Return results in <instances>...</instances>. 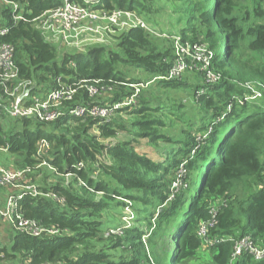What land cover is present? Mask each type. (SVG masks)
Returning <instances> with one entry per match:
<instances>
[{
	"label": "trees",
	"instance_id": "obj_1",
	"mask_svg": "<svg viewBox=\"0 0 264 264\" xmlns=\"http://www.w3.org/2000/svg\"><path fill=\"white\" fill-rule=\"evenodd\" d=\"M7 1L24 8L27 22L14 23L11 7L0 2V30L8 29L6 35H0V47L14 48L20 77L35 83L36 95L48 81L51 83L48 87H55L54 81L58 78L70 85L96 80L101 81L99 86L112 87L114 92L108 99L95 101L105 107L133 95L136 90L132 85L148 88L160 84L172 90L188 89L183 77L166 79L176 62L172 48V38L176 36L182 46L204 44L213 53L210 70L216 77L221 76L213 83L208 81L205 71L195 68L186 72L198 73L203 78L200 84L194 85L192 107H197L204 116L189 125L184 119L180 121L190 131L200 123L198 132L203 137L200 141L184 127L180 140L169 136L165 132L168 123L161 117L167 106H150L142 97L144 91L138 95L137 104L119 110L131 116V125L120 121L102 124L98 127L99 136L90 134L97 123L95 119L81 122L73 118L53 124L12 120L13 128L5 132L3 122L7 117L1 113L0 150H6V161L14 159L15 169L31 170L27 184H37L41 193L36 198L26 194L19 201L23 215L63 233L31 238L16 232L10 236L11 245L0 244V254L7 261L16 264H191L203 259L201 264H230L232 242H220L204 249L206 238L198 236L199 225L212 219L213 206L218 209L217 224L210 229L208 238L229 240L251 236L264 245V0H252V8L244 16L236 13L243 0H166L181 1L184 5L175 10L179 36L157 35L147 24L154 21L156 13L147 6L153 0H131L130 3L129 0H102L107 11L118 10L143 18L152 32L135 26L113 37L114 50L100 44L85 53L64 54L60 60L58 48L45 40L33 21L58 8L61 0ZM243 43L250 57L248 61L241 52ZM131 68L145 69L151 79L130 80L126 75ZM258 85L262 88V97L246 101L253 92L247 87L260 89ZM201 88L205 93H201ZM89 101L82 91L75 105ZM183 108L184 105H179L173 111ZM121 131L126 136L118 140ZM42 139L51 143L45 159L50 173L61 179L59 182L48 183L47 173L41 182L35 179L37 173L47 169L39 167L42 160L36 157L37 144ZM110 139L116 141L103 142ZM144 141L148 148L160 143L171 148L165 149L164 158L155 161L153 153L142 150ZM183 162H186L184 186L175 196L170 195L168 176H174ZM80 164L84 165L83 169L77 168ZM66 174L73 175L72 182L67 183ZM49 194L51 198L47 197ZM119 199L124 202H117ZM129 205L143 215L136 223L149 221L151 235L146 242L140 226L106 237L114 227L111 213ZM106 224L108 228L103 230ZM123 225L119 222L115 229ZM159 239H170L176 244L168 262L164 255L156 259ZM130 253L137 255L130 256ZM149 255L156 260L153 262ZM234 264H264V260L257 262L243 256Z\"/></svg>",
	"mask_w": 264,
	"mask_h": 264
},
{
	"label": "built area",
	"instance_id": "obj_2",
	"mask_svg": "<svg viewBox=\"0 0 264 264\" xmlns=\"http://www.w3.org/2000/svg\"><path fill=\"white\" fill-rule=\"evenodd\" d=\"M0 2L11 7L14 23L20 21L27 22L24 18V8L19 5V3L9 2L7 0H0ZM125 14L127 15L128 13L124 12V15ZM120 15L121 14L118 13L117 10L112 12L107 11L104 8L102 0H61V5L58 8L45 12L33 22L44 34H47L50 29L59 30V28L68 33L79 27L84 20H89L91 24L97 22L99 19H104L100 18V16H105L106 19L111 20L119 19ZM139 20L140 19L136 18V27L139 26L152 32L145 22ZM7 33L8 29L4 28L0 30L1 36ZM66 38L67 37H65V42H67ZM176 43L181 44L180 38L177 39ZM67 44L71 45V43L68 42ZM178 51L175 59L176 62L170 70V74L166 78L167 80L180 78L187 71L195 68L199 71L207 72V75L211 72L210 66L213 53L210 52L205 45L182 46ZM220 78L221 76L216 77L213 74L208 80L217 82ZM54 82L55 87H44V92L39 93L37 96L35 93V83L30 80H23L20 77V71L15 61L14 48L11 45H2L0 47V89L3 92V98L0 99V114L4 113L7 118L12 120L27 119L41 124H53L64 118H73L81 122H86L88 119H95L97 123L93 128H98L102 124H105L112 112L115 113L122 108L137 104L139 88L143 86L132 85L131 87L135 88L136 92L131 95V98L105 107V105L100 103L97 104L98 102L95 101L98 98L104 97L108 99L112 89L99 86L101 81L82 80L77 84L70 85L65 83L63 78H58ZM81 91H85L89 100L94 101L87 104L75 105L76 97ZM50 151L51 143L46 139L40 140L37 144L36 154L38 160H42V164H40L39 167L48 164L45 158L48 157ZM182 165L183 167L178 173L180 181L176 192L184 186L183 179L186 176V171H183L185 170L186 162ZM77 168L83 169L84 165L80 164ZM29 173H31L29 169L12 171L0 166V188H24V191L20 192V194H8L3 204L0 202V218L11 221L19 233L31 238L60 236L63 233L59 229L55 227H44L35 220L26 219L23 215L22 208L19 206V201L23 199L26 194L34 198L41 195L39 190L34 188L35 185L27 184L30 182V179L27 177ZM71 175L72 174H66V177L69 178ZM47 197L51 198L52 194H49ZM217 213V207L213 206L210 212L212 219L209 222H203L199 225L198 236L206 238L204 249L214 247L220 242L229 241L234 244L230 264H234L243 256H249L257 262L263 261L264 245L257 243L251 236L238 239L230 238L229 240H218L207 237L210 229L217 224ZM128 229H131V225L127 222L121 229H115L114 231L109 230L106 237H109L111 234H122L123 230ZM0 264L16 263L7 261L5 256L0 254Z\"/></svg>",
	"mask_w": 264,
	"mask_h": 264
},
{
	"label": "rangeland",
	"instance_id": "obj_3",
	"mask_svg": "<svg viewBox=\"0 0 264 264\" xmlns=\"http://www.w3.org/2000/svg\"><path fill=\"white\" fill-rule=\"evenodd\" d=\"M154 2L152 3H147L149 7L152 8V12L155 13L153 15V20L151 23H147L148 25H151V28L153 30H155V33L158 34H165L166 36H170V33L172 35H178L180 32V28H179V23L177 21L178 19V15L175 14V10L177 11V9L184 7L183 3L181 1H177V2H169L166 0H153ZM131 0L128 1V3H130ZM252 8V0H243L242 2L239 3L238 5V10H237V15L240 16H244L245 13H247L250 9ZM118 11V10H117ZM120 13V18L119 19H111L108 20L105 18V16H100V18H104V19H99L97 22L95 23H89V20H84L82 21V24L77 27L76 29H74L71 32H66L63 31L61 28H59V30H53L50 29V31L47 34H44L43 31V35L45 40H47L48 42H50L51 44H53L56 48H58V52L60 54V56L58 57V60H60L62 58V56L64 54H69V55H74L77 53H85L87 52L90 48H92L93 46L96 45H100V44H107L110 48V50H114V48L116 47V40L113 38L115 35H118L120 32H123L125 30H129L132 27H135L137 25L136 22V18L140 19L137 15L135 14H131L128 13L127 15H124V12H119ZM123 14V15H122ZM139 21L145 22L144 19H140ZM148 22V21H146ZM173 27V30H172ZM178 29V30H177ZM163 35V36H165ZM179 36V35H178ZM65 37L68 43H71V45L67 44V42H65ZM177 39H179L177 36L172 38L173 44H172V48H173V53L175 56H177V52H179L178 50L181 49L182 45L180 43H176ZM203 39V38H201ZM76 43V44H75ZM75 44V45H74ZM204 45V44H203ZM241 52H244L243 57L245 58L246 61H248L249 54L246 51V43L242 45V49ZM255 54H253L254 56ZM254 64H257V62H255ZM201 69V68H200ZM127 78L131 79H136L142 82H147L151 79V76L148 74V72L145 69H136V68H131V69H127ZM196 73V72H195ZM198 74V73H196ZM193 74V72H189L184 74L182 77L183 82H188V89H177V90H172V89H168V88H164L161 87L160 84H158L157 86H155V84L151 85L150 87H146L144 86L143 89L139 88V92L138 95H143L142 97L144 100H146L147 102H149V105L154 107L156 105L159 104H164L167 106L168 110H166L165 115L161 116L162 119L166 120V122L168 123L169 128L167 127V129L165 130V132L171 136L173 139L176 140H180L182 136V129L183 127L186 129V132H192V134L194 133V136L199 137L198 140L200 141L201 139H203V137H200V133L198 132V127L200 125V123L198 125H196V127H194V129L192 131H190L188 129L187 125H182L180 119H184L187 121V124H191V122H198L202 119V117L204 116L197 107H192L193 105H195V103H193V92L195 91V84L198 85L200 84V82H202L201 77H199L200 75H196ZM213 72L211 71L207 76L208 78L213 76ZM218 80V79H217ZM209 81V80H208ZM49 83H47L46 87H48V85H50V81H48ZM182 82V83H183ZM212 82V81H209ZM218 82V81H217ZM215 83V82H213ZM184 84V83H183ZM246 86V84L244 85ZM259 86V85H258ZM260 87V86H259ZM111 88L112 91L110 92L109 95H111L114 92V89L112 87H108ZM40 89V88H39ZM135 89V88H134ZM203 89V88H201ZM247 89H251L252 95H248L247 98L245 99L248 102L251 101H255L256 99H259L262 97V88L260 87V89L258 87L256 88H250L247 87ZM45 90V88H42L41 90H39L37 96L39 95V93H43ZM141 90V91H140ZM206 90H202L201 93H205ZM82 92V91H81ZM80 92V94H81ZM136 91H134L135 93ZM112 98V97H111ZM128 98H131L128 97ZM127 97L123 100H127ZM122 100V101H123ZM94 100H90L89 103L93 102ZM100 102V101H99ZM243 104V103H241ZM179 105H184L183 109H179V111L175 112L173 111L174 109L177 110V108L179 107ZM231 107V106H230ZM229 107V108H230ZM121 110V109H120ZM231 110V108H230ZM131 111V110H130ZM118 112V113H117ZM171 112H174V114L172 116H169V114ZM112 121H117L121 124H125L128 123L131 125V116L127 115L126 112H120L119 110L116 111L115 113L112 112L110 118L105 122H112ZM4 123V131L8 132L13 128V124L14 122H12V119L10 118H6ZM206 125H208V123H205ZM204 124V125H205ZM203 125V126H204ZM72 128H75L74 126H71ZM19 128V126L17 127ZM16 130V129H15ZM49 130V129H48ZM73 132V131H72ZM90 134L92 136H99V130L97 127H94L91 129ZM126 136V133H124L123 131L120 132V134L118 135V140L120 139H124ZM114 142L116 141L115 139H110V140H103L104 143L108 144L109 142ZM147 141L143 142V151L148 152V153H153L152 158L155 161H158L159 158H164L165 155H167V151H165V149H170L171 146L169 144H165V143H160L158 144L156 147H154L155 149H157L158 151H155V149L152 148H148L147 147ZM179 144H176V147H178ZM169 151V150H168ZM6 150H0V166L5 167L9 170L12 171H20L18 169H15L14 166V159L8 158V160L6 161ZM180 159V158H179ZM7 163V164H6ZM185 163V162H183ZM183 163H180L179 168L177 171L174 172V176H168V180H171V185H170V190L169 193L170 195H176V189L178 187L179 184V178H178V173L180 172L181 168L183 167ZM43 167H47V169L45 168V170H41L39 173H37V175L35 176L36 181L41 182L42 179L45 178V175L47 173L48 178L47 181L48 183H54V182H59L61 181L60 178H57L55 176H53L50 172V167L47 164L46 166ZM186 170H184L183 172H185ZM32 174V173H31ZM98 172L97 174L95 173V178L98 177ZM68 181L67 183L72 182L73 180V175H71L69 178H66ZM79 184H84L82 182H80ZM21 185V183H20ZM36 186V187H35ZM34 186V188L36 190H39L38 185L36 184ZM24 188L22 187H16V188H7V190H0V202L3 204V202L5 201V198L7 197L8 194H13V193H17V192H23ZM40 192V191H39ZM101 195V194H99ZM100 197V196H99ZM120 201L117 202H122V199H119ZM124 202V201H123ZM158 209V208H157ZM125 216V217H124ZM143 215L139 214L138 212H136V210L134 209V207H131V205H129L128 208H126V206L124 208L119 207L115 212H112L110 215V220L113 223L114 227L111 229V231H114L115 228H118L119 226H117L119 224V222L127 224V222L131 225V228L135 227V226H140L141 228H143L142 230L144 231V236H143V242L147 241V238L151 235V230L148 229V224L149 221H144L143 223H136L137 220H140ZM108 217V216H107ZM125 218V220H124ZM132 219V221H131ZM154 222L156 221V218H154L153 220ZM153 222V223H154ZM117 226V227H116ZM107 224L104 225L102 227L103 230L107 229ZM153 230V229H152ZM18 232L13 223L9 220H4L3 218H0V244L1 246H6L8 247L9 245H11V238L10 236L14 233ZM107 236V233H106ZM167 241V245L164 247L165 242ZM176 248V244L173 243V240L170 239H162L158 241V245L155 249V253H156V259H160L163 255L165 260L168 262L169 261V254L174 253ZM148 249V248H147ZM164 250L167 251L164 254ZM206 251V250H204ZM117 253H121V251H117ZM206 254V252L204 253ZM137 253H130V256H136ZM150 258L153 259V262L156 260L154 259V257L152 255H149ZM205 258V255H204ZM201 261H203V259H201L200 261L195 260L192 261L191 264H201Z\"/></svg>",
	"mask_w": 264,
	"mask_h": 264
}]
</instances>
